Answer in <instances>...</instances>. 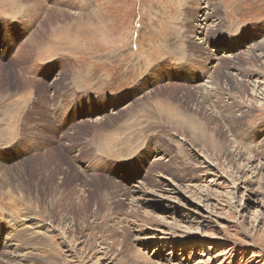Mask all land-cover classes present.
I'll return each mask as SVG.
<instances>
[{
  "label": "rangeland",
  "instance_id": "obj_1",
  "mask_svg": "<svg viewBox=\"0 0 264 264\" xmlns=\"http://www.w3.org/2000/svg\"><path fill=\"white\" fill-rule=\"evenodd\" d=\"M14 1L0 0V259L9 257L5 240L12 242L10 253L27 241L11 238L22 234L14 219L22 226L26 213L30 223L64 227L70 247L108 249L114 264H264V64L250 55H264V0H214L218 22L206 40L194 37L198 13L189 17L186 0ZM85 12L93 15L90 26L78 21ZM175 27L181 30L172 36ZM161 59L164 70H153ZM254 73L258 80L250 79ZM195 87L219 95L207 108ZM103 115L112 121L104 117L99 127L94 119ZM120 128L132 133L135 149L128 154L114 141L124 135L117 136ZM221 128L232 138L231 150L248 159L242 173L236 160L229 164L220 154ZM143 135L149 142L135 172L143 151L124 159L137 152ZM154 150L162 156L153 158ZM137 194L142 207L135 209L129 201ZM52 229H40L50 235L27 264H93L85 256L66 263L65 244Z\"/></svg>",
  "mask_w": 264,
  "mask_h": 264
},
{
  "label": "bare ground",
  "instance_id": "obj_2",
  "mask_svg": "<svg viewBox=\"0 0 264 264\" xmlns=\"http://www.w3.org/2000/svg\"><path fill=\"white\" fill-rule=\"evenodd\" d=\"M16 1V0H15ZM14 1V2H15ZM24 1V0H23ZM26 1V0H25ZM29 1V0H28ZM182 1V0H181ZM21 2V1H20ZM29 2H31V1H29ZM28 2V3H29ZM39 2V1H38ZM37 2V3H38ZM186 4H188V5H190L191 7H189L188 8V14H189V17L191 16V12H193L194 13V10H195V13H198L197 14V16H194L193 18L195 19V20H197V24H196V29L197 30H200V31H196L195 32V34H194V37H196V35H199V36H203V38L205 37V36H207V37H209V33H210V31H211V24H213V25H215L217 22H218V19L216 18V17H214L213 16V11H212V8H211V6H212V4H213V2H214V0H186ZM17 4H18V2H16ZM24 3V2H23ZM23 3H21L22 5H23ZM26 3H27V1H26ZM27 3V4H28ZM36 3V4H37ZM40 3H41V1H40ZM31 4V3H30ZM33 4V3H32ZM14 5H16V4H14ZM40 5V4H39ZM38 5V6H39ZM219 5V4H218ZM28 6V5H27ZM27 6H25V7H27ZM35 7H37L36 5H34ZM21 7V6H20ZM20 7H19V11H20ZM16 8H17V6H16ZM24 8V7H23ZM29 8H30V6H29ZM29 8H28V10H29ZM33 8V7H32ZM24 9H26V8H24ZM31 10H34V8L33 9H31ZM54 11L53 9H50V10H48L47 12H51V13H54V12H52V11ZM101 10V9H100ZM23 10L21 9V12H22ZM26 11H27V9H26ZM30 11V10H29ZM216 11V10H215ZM218 11V10H217ZM25 12V11H24ZM61 13H58V15L59 16H61V17H64V15L66 16V18L67 17H70V15L69 14H66L65 12H63V11H60ZM82 12H84V11H82ZM23 13V12H22ZM27 13V12H26ZM30 13V12H29ZM33 13V12H32ZM78 13V12H77ZM194 13V14H195ZM217 13V12H216ZM215 13V14H216ZM23 14H25V13H23ZM43 14V13H42ZM196 15V14H195ZM75 16H77L76 14H75ZM98 17V16H97ZM96 17V18H97ZM104 17V16H103ZM188 17V16H187ZM27 18V17H26ZM76 18H78V16L76 17ZM79 20L78 21H81V23H83V24H86V25H89V24H91V19L93 18V15L91 14H87L86 12L85 13H83V14H81L80 16H79ZM100 18V17H99ZM103 19V18H102ZM224 19V18H223ZM75 21V20H74ZM77 21V20H76ZM92 21H94V19H92ZM96 21V20H95ZM103 21H104V19H103ZM44 22H46V21H44ZM183 22V21H182ZM191 22H192V18H191ZM225 22V21H224ZM79 23V22H78ZM80 23V24H81ZM103 23V27L104 28H106V29H108V27H109V25L104 21V22H102ZM188 23V22H187ZM59 24V23H58ZM76 24H77V22H76ZM101 24V23H100ZM184 24V23H183ZM98 25H99V23H98ZM57 26V25H56ZM80 26H82V25H80ZM90 26V25H89ZM92 26V25H91ZM101 26V25H100ZM195 26V24H193V27ZM203 26V27H202ZM205 26V27H204ZM64 27V26H63ZM69 27V28H68ZM73 27H74V25H73ZM186 27V26H185ZM192 27V26H191ZM51 28L53 29V25L51 26ZM72 27H71V25H68L67 24V26H66V29H68V30H70ZM100 29H101V27H99ZM98 28V29H99ZM103 28V29H104ZM180 28V27H179ZM55 29V28H54ZM56 29L58 30V29H60V27H56ZM73 29V28H72ZM207 29V30H206ZM57 30H55V31H57ZM76 29H74V31H75ZM180 30L181 29H177L176 27L172 30V36H176V35H178L179 33H180ZM189 30V29H188ZM49 31H51V30H49ZM54 31V33H56ZM52 32V31H51ZM71 32H72V30H71ZM69 33V32H68ZM183 33V32H182ZM190 33V32H189ZM207 33V34H206ZM63 34H65V33H63ZM71 34H73V32L71 33ZM32 35V34H31ZM104 35V34H103ZM112 35V34H111ZM181 35V34H180ZM183 35V34H182ZM38 37V36H37ZM41 37V36H40ZM39 37V38H40ZM182 37V36H181ZM38 38V39H39ZM51 38V37H50ZM184 38V37H183ZM37 39V38H36ZM111 39H113L112 41H111ZM31 40H32V37H31ZM55 40V39H54ZM104 40H105V42H107L108 41V36H107V34L106 35H104ZM180 40H181V38H180ZM203 40H206V37H205V39H203ZM211 40V39H210ZM38 40H36V41H33V42H37ZM28 42H29V40H28ZM70 42V41H69ZM117 43L118 44V42H119V40L118 39H116V38H110V44L109 45H111V46H113V47H115V46H117V45H115V43ZM193 42V41H192ZM210 42V41H209ZM220 42H222V43H224V41L222 40V41H220ZM31 45H32V43H30ZM35 44H39V43H35ZM173 44L174 43H172V45H170L171 46V49H175L176 47L175 46H173ZM191 44V43H190ZM204 44H206V42L204 41ZM31 45H29V46H31ZM34 45V44H33ZM176 45V44H175ZM28 46V47H29ZM49 46V45H48ZM177 46V45H176ZM24 47H26L25 45H24ZM33 46H31V47H29L30 48V50L32 51V48ZM44 47V46H43ZM54 47V46H53ZM260 47V46H259ZM63 48H64V46H63ZM168 48V47H167ZM179 48V47H178ZM206 48V47H205ZM23 49H25V48H23ZM28 49V48H27ZM254 49V48H253ZM26 50V49H25ZM63 50V49H62ZM71 50V49H70ZM169 50V49H168ZM184 50V49H183ZM261 50V49H260ZM29 51V50H28ZM186 51V50H185ZM22 52H24V51H22L21 50V53L20 54H22ZM56 52V51H55ZM172 52H173V54L175 53V51L173 50H170V54H172ZM258 52V51H257ZM256 52V53H257ZM46 53V52H45ZM53 53V52H52ZM248 53V52H247ZM254 53V52H253ZM172 54V55H173ZM176 54V53H175ZM174 54V55H175ZM262 54V53H261ZM179 55V54H178ZM183 55V54H182ZM251 55V62H260V63H262V64H264V59H263V56H262V58L260 57V56H252V54H250ZM258 55H260V54H258ZM39 56V55H38ZM44 56H45V54H44ZM47 56V55H46ZM171 57V56H170ZM179 57V56H178ZM177 57V58H178ZM183 57V56H182ZM236 57V56H235ZM19 58H21V57H19ZM166 58V57H165ZM168 58H169V56H168ZM181 58V57H180ZM174 60H176V58L174 57L173 58ZM229 59H231V58H229ZM233 59V58H232ZM236 59V58H235ZM173 60V61H174ZM184 61H185V59H183ZM223 60V59H222ZM228 60V59H227ZM230 61V60H229ZM232 61V60H231ZM166 62L167 61H165L164 59H161L159 62H157L154 66H153V70H157V69H162V70H164V67H166ZM178 61L176 60V63H177ZM182 62V61H181ZM219 62H220V60H219ZM218 62V63H219ZM227 62V61H226ZM233 62V61H232ZM232 62H230V64L232 65ZM176 63H173V64H176ZM180 63V62H179ZM185 63V62H184ZM224 63L225 62H223V65H224ZM228 64H229V62H227ZM234 63V62H233ZM8 65V64H7ZM179 65V64H178ZM226 66V65H225ZM224 66V67H225ZM233 66V65H232ZM219 67H217V69H216V71L217 70H219V71H217L216 73H215V76H214V79L217 77V76H219V74H220V68L218 69ZM232 69V68H231ZM222 71V70H221ZM208 73V72H207ZM213 73H214V71H213ZM70 74V73H69ZM20 75H21V77H22V82L23 83H30V80H27V78H25L27 75H25V74H23L21 71H20ZM71 76V75H70ZM256 76H257V78H256ZM259 76L260 75H258V74H256V73H254V74H251V76H250V79H256V80H258L259 79ZM262 76V75H261ZM211 77V79L213 78L212 76H210ZM248 77V76H247ZM234 78H236V77H234ZM28 79H30V78H28ZM263 79V78H262ZM34 82V81H33ZM33 82L31 83L32 84V86H33ZM37 83V82H36ZM62 83V82H61ZM256 85H257V82L255 83ZM259 84H260V82H259ZM36 85V84H35ZM51 85V84H50ZM58 85V84H57ZM173 85V84H172ZM216 85V84H215ZM159 86V85H158ZM169 86V85H168ZM201 86V85H200ZM204 86V85H203ZM28 87V86H27ZM174 87H176L175 85H174ZM179 87V86H178ZM162 88V87H161ZM165 88V87H164ZM184 88V87H183ZM196 88V87H195ZM217 88H218V86H217ZM256 88H257V86L256 87H254V89L252 90L253 91V93H255L257 90H256ZM201 89V88H200ZM200 89L199 88H196V91H195V93H196V97H197V101H199L200 100V97L202 96L201 94H203L204 95V97H203V99L201 100L202 102H206V103H203L204 104V106L205 107H207V108H209L210 107V105H209V103H211V99H213V97H217L218 95H219V92L217 91V90H219V89H215V91L213 92V93H211V91L210 92H208V93H205V91H200ZM258 89V88H257ZM26 91V90H25ZM25 91H23V92H25ZM159 92V91H158ZM22 93V92H21ZM20 93V94H21ZM39 93V92H38ZM160 93V92H159ZM163 93V92H162ZM168 93V92H167ZM229 93V95H231L232 94V92L231 91H229L228 92ZM2 94V93H1ZM26 94V93H25ZM169 94H171V93H169ZM221 94V93H220ZM4 95V94H3ZM161 95V94H160ZM223 95V94H222ZM228 95V94H227ZM2 96V95H1ZM10 96V95H9ZM41 96V95H40ZM162 96V95H161ZM174 96V95H173ZM30 97H32V95H30ZM149 97V96H148ZM160 97V96H159ZM164 97H167V95L166 96H164ZM233 99V101L235 102V100H234V98H232ZM146 100V99H145ZM144 100V101H145ZM171 100V99H170ZM173 100V99H172ZM154 101V100H153ZM218 101V100H217ZM219 101H220V99H219ZM222 102V101H221ZM255 102H257V103H259V100L257 101V99L255 100ZM30 104H31V101L29 102ZM151 103V102H150ZM199 103V102H198ZM224 103H226V102H224ZM239 103V102H238ZM140 104V103H139ZM148 104V103H147ZM152 104V103H151ZM180 104V103H179ZM197 104V103H196ZM212 104V103H211ZM213 104H214V102H213ZM218 104H220V103H218ZM29 105V104H28ZM146 105V104H145ZM149 105V104H148ZM182 105V104H181ZM240 105V104H239ZM242 105V104H241ZM239 106L238 108H239V111L241 110V107L242 106ZM106 106L109 108L110 106H112L111 105V101H109V102H107V104H106ZM130 106V105H129ZM128 106V107H129ZM131 106H133V105H131ZM144 106V105H143ZM152 106V105H151ZM150 106V107H151ZM196 106V105H195ZM199 106V105H198ZM218 106V105H217ZM228 106H230V105H228ZM227 106V108H229ZM232 106V105H231ZM6 107V106H5ZM31 107V106H30ZM134 107H136V106H134ZM153 107V106H152ZM181 107V106H180ZM212 107H214V106H212ZM222 107V106H221ZM32 108V107H31ZM126 108V107H125ZM137 108V107H136ZM147 108V107H146ZM145 108V109H146ZM149 108V107H148ZM219 108V107H218ZM231 108V107H230ZM19 109V108H18ZM130 109V108H129ZM151 110H152V108H150ZM185 109V108H184ZM214 109H215V107H214ZM224 109H225V107H224ZM7 110V109H6ZM106 110V108H104L103 109V113H104V115L106 114L104 111ZM134 110V109H133ZM211 110V109H210ZM210 110H208V111H210ZM231 110H232V108H231ZM126 111H129V110H126ZM146 111V110H145ZM155 111V110H154ZM161 111V110H160ZM187 111V110H186ZM215 111V110H214ZM230 111V110H229ZM130 112V111H129ZM150 112V111H149ZM120 113V112H119ZM126 113V112H125ZM124 113V114H125ZM151 113H152V111H151ZM158 113V112H157ZM156 113V114H157ZM171 113V112H170ZM196 113H198V112H196ZM209 113V112H208ZM215 113V112H214ZM225 113V112H224ZM226 113H227V111H226ZM247 113H249V112H243L242 114L243 115H246ZM251 113V112H250ZM112 114V113H111ZM149 114V113H148ZM152 114H154V113H152ZM193 114V113H192ZM218 114V113H217ZM102 116V118H97V119H94V120H96V122H94V123H96V124H99V127H101L102 125H103V123L102 122H104V120H102L104 117L106 118V116ZM115 115V114H114ZM140 115H142V114H140ZM150 115V114H149ZM155 115V114H154ZM198 115V114H197ZM204 115V114H203ZM215 115V114H214ZM227 115H231V112L229 113V114H227ZM226 114H225V116H227ZM134 116H135V114H134ZM157 116H159V115H157ZM220 116V115H219ZM108 117V116H107ZM114 117V116H113ZM118 117V116H117ZM120 117H121V115H120ZM123 117V116H122ZM216 117V116H215ZM215 117H212L215 121H217V119L215 118ZM217 117H218V115H217ZM119 118V117H118ZM138 120H137V124H136V126H138V125H140L139 123H140V121H141V119L140 118H142V116H139L138 115ZM154 118V117H153ZM157 118V117H156ZM161 118V117H160ZM160 118H158V119H160ZM210 118V117H209ZM229 119H226V121L227 122H229V123H231V122H233L234 120H236L237 118H235L234 119V117H233V119H232V117H228ZM243 118V117H242ZM119 119H121V118H119ZM200 119V118H199ZM246 119V118H245ZM100 120H102L101 122H100ZM106 120V122L105 123H108V121H112V118L110 119V118H106L105 119ZM118 120V119H117ZM143 120V119H142ZM210 120H212V119H210ZM219 120V119H218ZM221 120V119H220ZM208 121V120H207ZM226 121H224V124L226 123ZM243 121V120H242ZM142 122V121H141ZM148 122V121H147ZM118 123V122H117ZM86 124V123H85ZM95 124V125H96ZM142 124V123H141ZM151 123H149V125H150ZM223 124V125H224ZM228 124V123H227ZM242 124V123H241ZM112 125V124H111ZM114 125V124H113ZM131 126H133V124H130ZM145 125H147V124H145ZM145 125H144V127H145ZM149 125H147V126H149ZM218 125V124H217ZM188 126V125H187ZM206 126V125H205ZM209 126H211V125H209ZM214 126H215V123H214ZM160 127V126H159ZM212 127V126H211ZM223 127H225L226 128V126L224 125ZM109 128V127H108ZM112 128V127H111ZM137 128V127H136ZM139 128V127H138ZM170 128V127H169ZM169 128H168V130H169ZM206 128V127H205ZM238 128V127H237ZM76 129V128H75ZM74 129V130H75ZM130 128H120V129H118L116 132H117V136H121V135H123L121 138H119V139H114V141H117V143H119L120 145H122V146H127V148H126V150H125V154H128V153H130V152H132L135 148H133L132 147V139H131V136L132 135H130V134H132V133H127V131L129 130ZM135 129V128H134ZM141 129V128H140ZM158 129V128H157ZM171 129V128H170ZM173 129V128H172ZM171 129V130H172ZM214 129V128H213ZM222 130H221V133H222V136H223V138L225 139V142H221V144H219L220 145V150H222V152L220 153V154H224L225 156H227V159L226 160H228L229 161V164L230 163H233V164H235V162H234V160H236L237 161V168L236 167H234V169L235 170H237V173H242V172H244V169H242V168H240V167H242L241 166V164L243 163V162H245V160H247L248 161V159H246L245 158V155H243L242 153H240L239 152V154H235L232 150H231V148H234L233 147V142L230 140V139H232V138H228V135H226V131L228 130H230V129H227L226 131L223 129V128H221ZM105 130V129H104ZM132 130V129H131ZM131 130H130V132H131ZM136 130V129H135ZM106 131V130H105ZM133 131V130H132ZM140 131V130H139ZM175 131L178 133V131L176 130V128H175ZM174 131V132H175ZM186 131H187V129H186ZM206 131H207V129H206ZM212 131V130H211ZM224 131V132H223ZM100 132V131H99ZM173 132V131H172ZM208 132V131H207ZM137 133V132H136ZM140 133V132H139ZM215 133V132H214ZM230 133V132H229ZM95 134V133H94ZM134 135H135V133H133ZM138 134V133H137ZM211 134V133H210ZM213 134V133H212ZM101 135H103V134H101ZM149 135V134H148ZM179 135V134H178ZM183 135H184V132H183ZM144 136V137H143ZM142 136V138H141V141H140V143H139V149L137 150V152L135 153V154H133V155H131L130 157H128V158H126V159H124L125 161H126V163H128V161H130L131 160V158L134 156V155H136V154H138L139 153V151H140V149L142 150L146 145L145 144H147L146 142H149V140L147 139V137L145 136V135H143ZM191 136V135H190ZM134 137H136V136H134ZM149 137V136H148ZM178 137V136H177ZM179 137H180V135H179ZM192 137V136H191ZM194 137V136H193ZM232 137V136H231ZM184 138V137H183ZM186 139V138H185ZM188 139V138H187ZM192 139V138H191ZM190 139V140H191ZM189 140V141H190ZM211 140V139H210ZM109 143L111 142V140H107ZM185 141V140H184ZM188 141V140H187ZM193 141H195V140H193ZM171 143V142H170ZM190 143V142H189ZM196 143V142H195ZM198 143V142H197ZM101 144V143H100ZM115 144V143H114ZM191 144V143H190ZM194 144V143H193ZM211 144V143H210ZM214 144V143H213ZM213 144H212V146H213ZM215 144H216V142H215ZM214 144V145H215ZM198 145H199V143H198ZM100 146V145H99ZM114 146V145H113ZM119 146V145H118ZM203 146V145H202ZM206 146V145H205ZM210 146V145H209ZM235 146V145H234ZM112 147V146H111ZM116 147H117V145H116ZM194 147H196V146H194ZM208 147V146H207ZM218 147V146H217ZM206 148V147H205ZM198 149V148H197ZM210 149V148H209ZM239 149V148H238ZM147 149H144V150H142L143 151V153L144 154H139L140 155V157H138V159H143L142 161H141V159L140 160H138V161H135L134 162V164H133V167L134 168H136V171L135 172H138V169L137 168H139V166L141 165V162L143 163L144 162V156H145V151H146ZM199 150V149H198ZM205 150V149H204ZM207 150V149H206ZM213 150V149H212ZM225 150V151H224ZM235 150H236V148H235ZM216 151V150H215ZM152 152V157L153 158H156V157H160V156H162V153L160 152V151H158V150H154V151H151ZM207 152V151H206ZM203 154V153H202ZM211 154V153H210ZM214 156V155H213ZM201 157H202V155H201ZM212 157V156H211ZM204 158H205V156H204ZM196 159V158H195ZM197 160H198V158H197ZM206 160H207V158H206ZM250 160V159H249ZM252 160V159H251ZM250 160V161H251ZM202 161V160H201ZM209 162V161H208ZM206 163L207 164V166H208V168H207V170H209V171H211V174H213L214 172H212L213 170H211L210 168H211V166H213L212 164H211V162L210 163ZM24 163V162H23ZM205 163V162H204ZM251 163V162H250ZM131 164V163H130ZM130 164H128L127 166V168L126 169H130L131 170V167H130ZM200 164V163H199ZM217 166V165H216ZM201 167V166H200ZM229 167V166H228ZM231 167V166H230ZM253 169L254 170H257L260 174H263L262 173V170L261 169H263L262 167L261 168H259V166H254L253 165ZM71 168V167H70ZM167 168V167H166ZM199 168V167H198ZM216 168V167H215ZM224 168V167H223ZM233 168V167H232ZM231 168V169H232ZM200 169V168H199ZM218 169V168H217ZM61 170V169H60ZM67 170V169H66ZM65 170V171H66ZM72 170V169H71ZM216 170V169H215ZM224 170V169H223ZM64 172V171H63ZM82 172V171H81ZM220 172V171H219ZM233 172H235V171H233ZM206 173V172H205ZM208 173V172H207ZM216 173V172H215ZM229 174V173H228ZM222 175V174H221ZM227 175V174H226ZM248 175V174H247ZM87 176V175H86ZM218 176V175H217ZM88 177V176H87ZM60 178V177H59ZM93 178V177H92ZM224 178V177H223ZM233 178V180H235L234 179V176L232 177ZM88 179V178H87ZM99 179V178H98ZM214 179V178H213ZM85 180V179H84ZM101 180V179H100ZM212 180V179H211ZM62 181V180H61ZM224 182V181H223ZM60 183H62V182H60ZM59 183V184H60ZM87 183V182H86ZM243 183V182H242ZM234 184V183H233ZM242 185H244V184H242ZM165 186V185H164ZM193 186V185H192ZM195 187V186H194ZM124 188V187H123ZM189 188V187H188ZM145 189V188H144ZM155 189V188H154ZM193 189V188H192ZM198 189H199V187H198ZM197 190V189H196ZM173 191V190H172ZM189 191V190H188ZM142 192V191H141ZM147 192V191H146ZM149 192V191H148ZM139 193V192H138ZM166 193V192H165ZM200 193V192H199ZM127 194V193H126ZM132 194V193H131ZM135 194V193H134ZM159 194H161V193H159ZM164 194V193H163ZM12 195H13V193H12ZM20 195V194H19ZM128 195V194H127ZM126 195V196H127ZM175 195V194H174ZM9 196H10V194H9ZM157 196H158V194H157ZM180 196V195H179ZM22 197H24V196H22ZM137 197L138 198H136V199H134V198H132L129 202L132 204V206L136 209V208H139V206L140 207H142L141 205H140V197H139V194H137ZM164 197H165V195H164ZM168 197H169V194H168ZM177 197V196H176ZM175 197V198H176ZM162 198H163V196H162ZM166 198V197H165ZM178 198V197H177ZM14 199V198H13ZM159 199V198H158ZM161 199V198H160ZM171 199V198H170ZM16 200H17V198H16ZM152 200V199H151ZM174 200V199H173ZM23 201H25V200H23ZM20 203V202H19ZM25 204V203H24ZM170 205V204H169ZM31 207V206H30ZM33 207V206H32ZM3 210H5V209H3ZM38 210V209H37ZM17 211V210H16ZM25 212V211H24ZM144 214V213H143ZM146 215V214H145ZM33 216V215H32ZM153 216V215H152ZM24 220H23V225L22 226H20L21 224H20V222H18V220H15L14 219V221H15V225H14V229L15 230H17V231H21V235L20 234H18V235H12V239H14L16 242H17V240H20V236L22 237L23 235L24 236H26V239H27V241L25 242V244H22V243H20V244H18V243H16V245L14 244V246H15V249L14 250H12L11 251V253H10V243H12V242H10V241H8V243H6V240L4 241V252L6 251V250H9V253L6 251V253H7V255H9V257H7V259H6V257H4V259H0V264H27L28 262H29V260H30V258H31V255L37 250V248H38V245L42 242V240L44 239V238H46V236H48V235H50V233H48L47 231H41L40 229H42V228H44V227H47V230L50 228V227H52L53 229L51 230L52 232H54L55 234H56V236H57V238H59L60 240H61V242H60V244H62V245H64L65 246V248L63 249L64 250V253H65V262L66 263H68L69 261H71V260H74V259H76V258H78L79 256H80V258H79V261H80V259L82 260L83 259V256H85L84 258H86V259H88V260H93L94 262H93V264H114L113 263V260L111 259V255H110V252H109V250L108 249H105V250H102L101 251V249L102 248H100V246H96V248L95 249H93L92 248V250H89V249H84V246H82V248H76V245H74L73 247H70V246H68V245H70L71 244V242L69 243V241H68V239H69V235H68V231L67 230H65L64 229V227H62V226H60V225H54L53 224V222L52 221H50V223L51 224H47V225H45V223H30V221H33V218L32 217H27L26 216V213H24ZM34 217V216H33ZM17 218V217H16ZM43 218V217H42ZM26 220V221H25ZM48 221V220H47ZM155 221H157V220H154V222ZM175 221V220H174ZM158 222V221H157ZM28 223H29V225H28ZM47 223H49V222H47ZM145 225V224H144ZM150 225V224H149ZM165 225V224H164ZM141 227V226H140ZM165 227V226H164ZM161 228V233H162V235H167L168 233H167V230L165 229V228ZM149 228V227H148ZM12 229H13V227H12ZM25 229H27V231H25ZM140 230V229H139ZM138 230V231H139ZM46 232H47V234H46ZM50 232V231H49ZM170 234V233H169ZM9 236V235H8ZM165 239H167V238H165ZM74 243V242H73ZM59 244V245H60ZM78 245V244H77ZM103 246V245H102ZM12 248H13V246H12ZM50 248V247H49ZM62 248V247H61ZM86 248V247H85ZM51 250V249H50ZM5 253V254H6ZM92 253V254H91ZM44 254V253H43ZM47 257H49V256H47ZM45 259H46V257H45ZM47 260V259H46ZM44 261V260H43ZM47 262H48V260H47ZM92 262V261H91ZM156 262V261H155ZM71 263V262H70ZM86 263V262H85ZM32 264H36V263H32ZM73 264V263H72Z\"/></svg>",
  "mask_w": 264,
  "mask_h": 264
}]
</instances>
